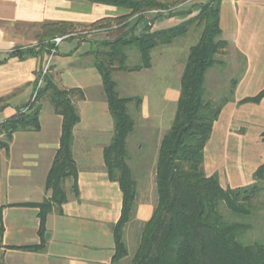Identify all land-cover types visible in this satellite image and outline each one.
<instances>
[{
  "label": "crops",
  "instance_id": "crops-1",
  "mask_svg": "<svg viewBox=\"0 0 264 264\" xmlns=\"http://www.w3.org/2000/svg\"><path fill=\"white\" fill-rule=\"evenodd\" d=\"M157 1L164 3V0ZM208 1L189 0L188 7L177 9L191 10L190 14L174 17L153 14L156 11L149 10L135 21L137 14H130L129 8L89 0H0V98L7 104L0 111V122L30 99L40 67L43 71L47 66L61 87L80 88L83 92V98L74 99L79 112L72 143L77 174L64 181L66 200L59 207L54 205L46 215L42 236L38 232L39 209L28 203H39L49 196L45 180L59 145L62 118L48 100H43L39 129L16 131L6 147L0 145V214L2 244L6 246L1 248V259L4 264H121L124 258L113 263L112 256L113 226L120 216L122 193L119 184L108 179L103 161V148L111 140L113 120L101 75L94 66L92 44L113 41L131 26H134V34L147 24L151 30L170 27L168 21L182 22L198 12V4ZM121 16L127 18L80 42L73 37H63L55 45L51 40L53 48L56 47L53 53L50 50L24 59L9 54L15 47L37 45L38 34L33 30L44 22L89 25L100 19ZM219 28L221 38L228 42L226 59L232 64L231 74L236 78L233 91L221 106L203 147L202 167L205 175L215 174L223 188H235L251 184L254 171L264 162L261 139L264 97L258 102L241 101L264 88V0H220ZM173 42L151 49L149 67L128 71V74L113 73L121 96L141 99L138 107L134 102L128 104V110H133L134 114V129L128 135L127 145L133 138L135 146L132 148L140 151L145 145L141 138L147 131L156 142L149 189L146 191L143 186L139 199L136 185L132 216L123 227L125 245L128 229L139 240L141 228L151 217L156 203L151 191L155 185V163L160 140L169 128L163 121L173 119L174 104L179 96L178 83L170 85L166 77L170 73L176 80L180 79L183 68L178 58L168 57L169 52L178 49L171 46ZM126 52L127 61H140L135 47L127 48ZM126 77L128 87H122L121 82ZM204 83L207 84L205 91L210 93L213 84L206 75ZM37 244H42L41 249L8 248Z\"/></svg>",
  "mask_w": 264,
  "mask_h": 264
},
{
  "label": "trees",
  "instance_id": "trees-1",
  "mask_svg": "<svg viewBox=\"0 0 264 264\" xmlns=\"http://www.w3.org/2000/svg\"><path fill=\"white\" fill-rule=\"evenodd\" d=\"M121 6L137 14L164 10L167 5L157 0H89ZM220 0H209L198 4V12L174 26L151 30L149 24L134 34V26L120 34L113 41L102 42L105 50H92L94 66L102 78L108 109L113 120V133L109 144L103 148V161L107 177L119 184L122 193L120 216L113 226V263L128 254L123 241V227L132 216L136 196V179L130 166L127 138L134 129V119L128 111V104L138 107L139 97L121 96L113 79L115 71H137L150 66V51L159 45L170 44L185 34L194 25L201 27L199 37L188 48L179 79V96L172 122L162 136L155 165V187L157 200L151 217L143 224L137 246L130 264H264V243L243 244L239 236L250 225L226 221L218 210L223 203L232 212L246 216L251 213L253 202L260 192L264 180V162L254 171V181L246 186L223 188L215 174L205 175L202 167L203 147L207 142L212 124L218 116L227 97L214 101L204 98L206 72L216 64H222L216 55L228 42L221 38L219 28ZM190 14L191 10L176 12ZM175 13H171V16ZM170 16V15H168ZM127 16L104 18L87 26L109 28L113 23L125 20ZM71 22H44L43 32L37 45L15 47L9 53L24 59L49 53L53 48L51 40L74 32ZM126 47H135L140 54V63L129 66ZM42 73L36 72L33 86ZM231 81L228 94L233 91ZM83 98L80 88L61 87L47 68L43 84L35 98L15 108L14 114L0 122V133L5 136L0 145L6 147L16 131L39 129L41 99H46L59 114L61 132L51 166L45 180L49 196L39 203H28L38 207L39 234H44L46 215L54 205L60 206L65 200L64 181L75 178L77 168L72 154L73 128L79 121V112L74 99ZM264 97V88L242 102H258ZM0 98V111L6 106ZM264 141V131L261 133ZM3 223L0 214V249ZM42 244L10 246L8 248L39 250ZM0 252V264L2 262Z\"/></svg>",
  "mask_w": 264,
  "mask_h": 264
},
{
  "label": "rangeland",
  "instance_id": "rangeland-1",
  "mask_svg": "<svg viewBox=\"0 0 264 264\" xmlns=\"http://www.w3.org/2000/svg\"><path fill=\"white\" fill-rule=\"evenodd\" d=\"M188 1L189 0H164L163 2L165 3V5H167V7L161 11L155 10L156 13H153V14H166V15L171 16V13H175L172 16L174 17L180 16L182 14H179L176 12H180L181 10H177V9L188 7L189 6ZM179 22L180 21H178L177 19H172L168 21L167 26H174L178 24ZM73 28H74V32H72L71 34L65 35V36H57V37H64L63 39H66V37H73V38H76L78 42H80L81 40L88 38L87 37L88 35H91L92 33L96 31L107 29V28L96 29V28H93L92 26L89 27L87 25H75L73 26ZM200 29L201 27L197 28L194 25H192L185 34H183L182 36L178 38H175L171 46L177 47L178 49L175 52H169L168 57L178 58L184 64L187 51H188V47L196 43L199 37ZM42 32H43V28L41 27V25L39 27H36V29L33 30V33H35V35L38 34L37 40H39V38L41 37ZM102 41H98V42L94 41L92 44L93 50H105L106 47L102 46ZM171 46L170 48H172ZM127 48L129 47H126V50ZM55 50H56V47H55ZM216 57L222 61V64H216L212 66L209 69V71L206 73V78L210 79V84H213V86L211 87L212 89L210 93H208L207 91L204 92V98L212 99L214 101H219L220 99L229 96L228 90H229V87L231 86V81L234 80L236 76L231 74L233 67L231 66L232 64H230L228 59H226L228 58V52L226 48L220 49ZM127 63L129 66H132L134 64L140 63V61L130 59L129 61H127ZM127 76H131V75H127ZM127 78L128 77H126L125 81L121 82L122 87L124 85L125 87H128V84L126 82ZM166 78L170 85H172V83H175V84L178 83V86H179V79L176 80L175 78H173V76L170 75V73L168 77ZM162 79L164 80L165 78H162ZM42 84H43V79L40 85H37L36 83L35 86H33L32 94L29 100H33L35 98L34 95H36L37 90L42 86ZM204 88H207L206 83H204ZM43 100H46V99H41L40 100L41 103L43 102ZM174 105H176V103ZM128 111L131 116H134L133 110H128ZM171 121H172V118H170L169 120L165 118L163 122L166 123V125L169 127L171 124ZM0 139L2 141L6 140L3 134L0 137ZM141 139L145 141V145H143L140 151H137L134 148H132L135 143V139L131 138L128 142L129 143L128 155L130 159V166H131L132 172L137 182V198L139 199L142 195V193H140V191L143 190L142 187L144 186L145 187L144 189H146V191L149 189L148 181L149 179L151 180L150 171L152 169L151 165L153 163V159H155V157L153 158V156L155 155V143H156L155 140L152 138V135L149 133V131H147L146 135H143ZM142 154H144V156H142ZM260 187H261V190L254 199L253 207L249 215L242 216V215L236 214L232 212L231 210H229L223 203H220L218 206L219 212L222 214L223 218L226 221L242 222V223H246L250 225L249 229L244 231L239 236V240L243 244H249L253 242L264 243V180L260 182ZM151 191L154 196V201H156L157 193H156L155 185H154V188L151 189ZM125 239H126V245L128 248V254L127 256L124 257L121 264H130L132 254L137 246L138 236L132 235V230L128 229V235L125 237ZM0 252H1V249H0Z\"/></svg>",
  "mask_w": 264,
  "mask_h": 264
},
{
  "label": "built area",
  "instance_id": "built-area-1",
  "mask_svg": "<svg viewBox=\"0 0 264 264\" xmlns=\"http://www.w3.org/2000/svg\"><path fill=\"white\" fill-rule=\"evenodd\" d=\"M62 38H63V37H55V38L52 39V41H53L54 44L56 45V44H58V43L61 41ZM54 51H55V47L51 49V52H52V53H53ZM46 69H47V67H45V68L43 69L41 75L39 76L38 81H37V85H40V83L42 82L43 75H44V73L46 72ZM34 96H35V95H34ZM34 96H33V98H34Z\"/></svg>",
  "mask_w": 264,
  "mask_h": 264
}]
</instances>
